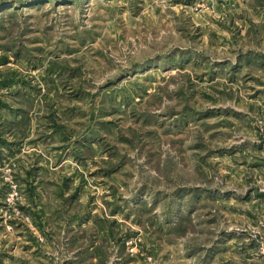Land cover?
I'll list each match as a JSON object with an SVG mask.
<instances>
[{"label": "rangeland", "instance_id": "374dc122", "mask_svg": "<svg viewBox=\"0 0 264 264\" xmlns=\"http://www.w3.org/2000/svg\"><path fill=\"white\" fill-rule=\"evenodd\" d=\"M0 264H264V0H0Z\"/></svg>", "mask_w": 264, "mask_h": 264}]
</instances>
